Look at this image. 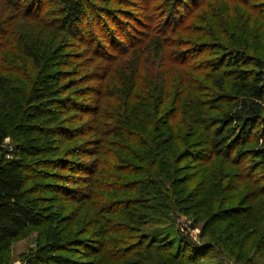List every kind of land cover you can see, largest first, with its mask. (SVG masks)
I'll use <instances>...</instances> for the list:
<instances>
[{
	"label": "trees",
	"instance_id": "obj_1",
	"mask_svg": "<svg viewBox=\"0 0 264 264\" xmlns=\"http://www.w3.org/2000/svg\"><path fill=\"white\" fill-rule=\"evenodd\" d=\"M44 1L57 6L49 25ZM122 1L0 0V145L10 138L35 168L57 169L0 159V264L43 224L26 264H264V0L163 12L148 35L121 27ZM30 172L77 202L65 223L84 224L86 239L44 214ZM159 223L178 244L154 235Z\"/></svg>",
	"mask_w": 264,
	"mask_h": 264
},
{
	"label": "rangeland",
	"instance_id": "obj_2",
	"mask_svg": "<svg viewBox=\"0 0 264 264\" xmlns=\"http://www.w3.org/2000/svg\"><path fill=\"white\" fill-rule=\"evenodd\" d=\"M122 2L123 4H117L116 2L112 3V8L114 10L122 11L116 14V15H120L119 19L124 24V25H121V27L126 26V29L128 31H130V28H131L132 30L131 34H133L135 31H138L139 33H144L148 35L150 34V29L152 28V24H153L152 20L162 15L163 12H165V14L162 17H166L167 15L170 16L172 14L178 13L175 16L176 19H180L183 17L187 18L188 14L191 16V14L193 15L198 10V7H196V4L197 3L202 4L204 3V0H124ZM144 6L146 10L142 8ZM134 7H139V8H134ZM173 8L174 10L170 12ZM56 10H57V6L53 1L43 2V5L41 6V11H40V15H41L40 17L44 18L45 16L48 15L47 17L43 19L45 24L49 25L55 22V19L57 17L52 14L55 13L54 11ZM36 11H39V9ZM123 11L130 13V15L125 14ZM0 14H2V11H0ZM140 14L143 17L140 18L141 24L137 25L135 24V22L139 20L138 15ZM116 15H112V17H115ZM25 21H21L19 28L21 29L22 32L24 31L30 32V30L33 27L28 29L29 22H25ZM36 29L37 27L35 26V30ZM32 34L28 36L30 40L35 41V40L40 39L35 32H33ZM34 37L36 39H34ZM13 44L14 43L12 42L11 45ZM42 47L43 45H41L40 48ZM73 51H75V49ZM148 56L150 57L151 55H148ZM88 57H91V56H88ZM196 57L197 55H194V56H191L190 59L193 60ZM25 63L27 66L30 65V62H25ZM17 68L20 69V62L18 63ZM18 106H19V103H18ZM80 141H81L80 138L77 137V138H74L71 141V143L73 145H78ZM6 143H7L6 144L7 148L9 147L12 148L13 157L21 158L24 161V163H27L30 166V168L34 167V168H31V171L38 172L42 170L43 172H46V173H55L57 171L56 168H52V167L42 168V169L35 168L34 161H29L25 157L17 154V147H16L17 144L13 142V140H11L10 138H7ZM67 145H68V142H65L63 144V147H64L63 150L67 149L66 148ZM185 163L188 164L190 162L186 161ZM194 163H196L195 160H194ZM28 175H34L33 176L34 180L32 181V183L36 182V183L41 184L39 185L40 188L38 189V192L34 194L33 197H41L42 200L40 201V209H42L45 215H53L58 218V223H61V224H57L56 226L58 227L59 231L62 230L64 237L68 238L69 236H71L69 237V239L75 238L77 241L86 239L87 236L85 235L80 236L77 234L79 232H75L77 229L79 231L81 229H84L85 228L84 224H76L75 226H73L74 227L73 229L68 230L67 225L65 223V221L68 220V218H71L74 214L77 213V209H76L77 202H73L74 199L69 198L66 194H62L56 191L49 193V192H46L44 189H42L41 187L42 185H45V184L54 185L55 182L53 180L46 179L44 177H38V175H35L34 173H31V172ZM28 185L30 184L28 183L27 186ZM229 205L231 204H227L226 207H229ZM183 219L184 218H181L180 222L185 224V227H188L189 222L185 223ZM46 229H47L46 224H43L42 226L36 227V228H27L22 235H20L19 237H17L15 240L11 242L8 251L4 255L5 262L3 264H21L25 262L26 259H30V257H32L35 254V251L43 244L45 240V236H46ZM153 230L155 232L154 235L157 238L168 239L173 243L178 244V241L182 239V235L177 234L176 230L170 227L169 224H165V223L155 224L153 226ZM199 230L200 229L197 228L194 231H191L189 235L190 241L195 242L197 245L199 243V239L197 238L199 234ZM74 249H78V250H75L76 252L85 253V250L82 247L74 248ZM201 253H206V252L203 251ZM66 256H69V254H67ZM81 258H82L81 256L75 255L76 260H80ZM257 261L258 263H262V259L260 257L254 259V263H256ZM198 262H200L201 264H216L217 263L213 259L202 260L201 258L198 259Z\"/></svg>",
	"mask_w": 264,
	"mask_h": 264
},
{
	"label": "built area",
	"instance_id": "obj_3",
	"mask_svg": "<svg viewBox=\"0 0 264 264\" xmlns=\"http://www.w3.org/2000/svg\"><path fill=\"white\" fill-rule=\"evenodd\" d=\"M6 140L3 141V143L0 145V159L2 160H11L12 159V148L9 147L7 148V145H6ZM21 264H26L25 262L21 263Z\"/></svg>",
	"mask_w": 264,
	"mask_h": 264
}]
</instances>
